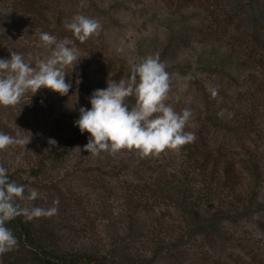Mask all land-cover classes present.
Masks as SVG:
<instances>
[{
	"label": "trees",
	"instance_id": "obj_1",
	"mask_svg": "<svg viewBox=\"0 0 264 264\" xmlns=\"http://www.w3.org/2000/svg\"><path fill=\"white\" fill-rule=\"evenodd\" d=\"M7 1L0 0V59H9L16 52L36 67L44 59L40 34L47 32L58 41L71 40L69 46L81 60L73 72L71 67L65 69L66 82L72 84L66 96L42 88L20 99L26 101L31 122L45 131L40 136L41 147L32 152V164L22 167L19 163L12 170L14 166L8 169L3 159L0 163L11 181L25 186V196L38 190L35 200L17 201L20 207L49 208L57 199L59 205L54 216L31 221L21 216L8 222L18 244L0 254V264H264V150H257L264 147V137L263 146L259 139L247 137L251 133L248 127H256L255 119L244 114L239 125H232L233 111L213 108L216 101L203 83L205 71L200 63L193 68L178 65L177 72L195 89V102L202 100L204 109L210 111L208 126L234 134L235 143L229 145L238 150L225 151L208 139L202 134L205 123L199 121L198 129L186 125L184 131L193 133L195 140L179 149L146 157L133 150L92 156L83 151L89 134H81L74 126L79 110L90 109L92 93L105 89L109 80H127L132 66L120 64L99 47L80 42L68 29L48 21L37 0ZM183 1L202 42L222 40L223 61L232 65L234 78L238 81L246 74L245 82L250 81L264 97V35L246 31L250 22L261 27L264 4L259 0H216L220 4L216 7L208 0ZM99 10L92 9L93 14L101 13ZM24 23L31 26L27 41L15 29ZM173 47L178 48L179 41L166 40L160 62L164 64ZM221 67L225 69L223 64ZM255 101L260 105L261 100ZM126 102L132 107L135 97ZM15 117L20 120L23 114L18 112ZM240 132L245 136L239 134V138ZM50 140L56 144L51 145ZM5 153L0 150V157ZM68 181L70 186L62 188L60 184ZM73 190L94 203L99 225L90 234L96 239L101 233L98 230L106 229L109 242L105 245L88 244L84 236L68 238L72 228L62 226L61 221L71 211ZM58 226L66 239H55Z\"/></svg>",
	"mask_w": 264,
	"mask_h": 264
},
{
	"label": "rangeland",
	"instance_id": "obj_2",
	"mask_svg": "<svg viewBox=\"0 0 264 264\" xmlns=\"http://www.w3.org/2000/svg\"><path fill=\"white\" fill-rule=\"evenodd\" d=\"M3 1L8 3L7 0ZM208 1L216 7L220 6L216 0ZM259 1L264 4V0ZM36 3L40 11H43L45 16L48 17V21L59 24L61 28H66V24L76 15H83L98 21L100 24L98 32L85 42L99 47L105 55L116 59L125 66L130 67L135 63L142 62L149 56L159 57L161 47L169 38L179 41V47H173L172 54L164 60V65L168 67V69H165L170 77L166 102L178 113L185 109L191 111L192 116L187 123L188 127L192 129L195 125L198 129L201 125L196 124V122L203 121L202 123H205V126L202 134L207 135L208 139L219 143L225 151L231 149L235 152L238 150L237 146L233 149L234 145H229L235 143L234 134L226 132L227 130L218 131L213 126H208L211 117L210 111L207 112L204 109L202 100L195 102L197 96L194 94L195 89L190 87L188 81L181 76L180 72H177L178 68L176 69L178 65L193 68L200 63L206 75H204L205 81L203 83L207 84V89L210 90L209 96L211 95L212 100L216 101L213 108L218 106V108L223 107L228 111H233L235 122H232V125L236 126L241 123L240 120L244 114L252 116L255 119L256 127L253 124L248 127V132L251 133H247V137L251 140L259 139L260 145L263 146L261 139L264 137L263 93L256 92L250 81L245 82L246 74L241 76L242 80L240 78L237 81V77L234 78L235 76L231 73L232 65L223 61V48H220L222 40L216 39L213 41L211 38L205 43L202 42L201 37L196 33L192 21L193 16L186 12L188 9L187 6H184L187 3H184L183 0H37ZM92 9H100L101 13L93 14ZM255 24L257 22H250L246 31L249 34L255 32L258 37H262L264 35V21L261 23V27L254 26ZM15 29L20 33L21 38L24 37L25 41L30 39V35H28L31 31L30 25L24 23ZM40 51L41 57L44 59H47L50 55V52L43 45ZM221 64L224 65L225 69L221 67ZM76 75L78 76L77 73ZM68 96H74V94ZM256 99L261 100L260 105H257ZM27 109L26 101H20L14 106H0V133L10 136L19 135L30 140L26 146L12 145L5 149L6 153L0 159H3L2 161L7 164L8 169L12 165L14 168L11 169L14 170L19 163L22 164V167L32 164V152H36L37 148L41 147L40 136L45 131L39 130L31 122L30 117L32 116L27 115L25 112ZM18 112L23 114L20 120L15 117ZM239 134L242 135L241 132ZM241 135H239V138H241ZM242 136H245V134ZM250 139L249 141H251ZM251 148L253 149V146ZM263 148L259 146V149H255L262 152ZM70 184L68 181L62 182L60 185L62 188H67ZM262 186L264 187V180H262ZM69 198L71 211L61 221L62 226L67 229L72 228L68 238L84 236L86 242L94 246L108 243L109 240L106 242V229L98 230L101 233L96 239H94V233L90 234L92 232L91 228L95 229L99 225V217L96 216L92 200L76 190H73ZM30 204H33V202L31 201ZM54 229L56 240L60 237L66 239L61 233V230H63L61 226ZM98 231H96L97 235ZM249 238L251 239V235H249ZM64 239L61 238L67 243ZM159 264L172 263L171 261H164L159 262Z\"/></svg>",
	"mask_w": 264,
	"mask_h": 264
},
{
	"label": "clouds",
	"instance_id": "obj_3",
	"mask_svg": "<svg viewBox=\"0 0 264 264\" xmlns=\"http://www.w3.org/2000/svg\"><path fill=\"white\" fill-rule=\"evenodd\" d=\"M66 28L73 37L84 42L100 28L98 21L83 15L74 16ZM40 41L50 52L47 59L38 61L33 67L23 56L10 53L9 59H0V106H14L28 92L34 95L44 88L66 96L72 87L66 82L65 69L80 62L69 39L58 41L47 32L40 34ZM170 77L159 57L149 56L135 63L127 80H109L105 89L95 90L90 99V109L81 107L79 118L74 122L81 134L88 133V142L83 151L99 157L103 152L116 153L121 150L136 151L141 157L159 154L166 149H179L195 140V135L185 132L192 113L185 109L178 113L165 101L168 97ZM33 96V95H32ZM135 97L136 103L129 107L126 102ZM30 140L19 135L0 133V150L9 146H26ZM55 145V140H50ZM80 149V148H79ZM38 190L32 189L25 196V186L11 181L8 170L0 165V254L11 251L18 241L7 223L17 217H51L58 211L59 200L53 206L20 207L19 200H35Z\"/></svg>",
	"mask_w": 264,
	"mask_h": 264
}]
</instances>
